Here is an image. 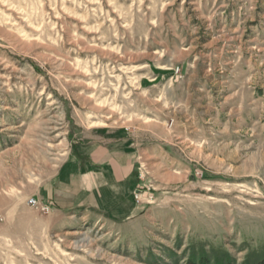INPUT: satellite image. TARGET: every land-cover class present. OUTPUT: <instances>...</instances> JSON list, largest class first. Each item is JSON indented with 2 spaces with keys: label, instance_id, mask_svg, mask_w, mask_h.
Listing matches in <instances>:
<instances>
[{
  "label": "rangeland",
  "instance_id": "1",
  "mask_svg": "<svg viewBox=\"0 0 264 264\" xmlns=\"http://www.w3.org/2000/svg\"><path fill=\"white\" fill-rule=\"evenodd\" d=\"M202 260H264V0H0V264Z\"/></svg>",
  "mask_w": 264,
  "mask_h": 264
},
{
  "label": "crops",
  "instance_id": "2",
  "mask_svg": "<svg viewBox=\"0 0 264 264\" xmlns=\"http://www.w3.org/2000/svg\"><path fill=\"white\" fill-rule=\"evenodd\" d=\"M110 162H108L109 164L105 167H108L110 165ZM102 167L105 168L104 166ZM80 184L82 185L80 190L81 200L77 201L78 206L96 211L101 210L100 208L103 207L106 202H111V200L113 199L110 191L103 189V185L105 184V182L101 179H98V177L86 175L84 179H80ZM59 195L61 194H58V196ZM59 198L64 199L62 196H60Z\"/></svg>",
  "mask_w": 264,
  "mask_h": 264
},
{
  "label": "trees",
  "instance_id": "3",
  "mask_svg": "<svg viewBox=\"0 0 264 264\" xmlns=\"http://www.w3.org/2000/svg\"><path fill=\"white\" fill-rule=\"evenodd\" d=\"M207 262H208L207 260H202V261H201V264H208ZM256 264H264V260L259 261V262L256 263Z\"/></svg>",
  "mask_w": 264,
  "mask_h": 264
}]
</instances>
